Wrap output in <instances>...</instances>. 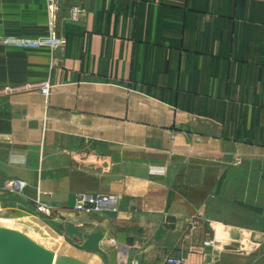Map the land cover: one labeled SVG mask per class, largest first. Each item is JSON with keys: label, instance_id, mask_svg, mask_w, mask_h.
<instances>
[{"label": "crops", "instance_id": "crops-1", "mask_svg": "<svg viewBox=\"0 0 264 264\" xmlns=\"http://www.w3.org/2000/svg\"><path fill=\"white\" fill-rule=\"evenodd\" d=\"M62 7L55 68L49 48L0 46V184L42 176L64 208L75 186L120 196L93 216L111 264H264V0ZM48 34L46 0H0V37Z\"/></svg>", "mask_w": 264, "mask_h": 264}, {"label": "rangeland", "instance_id": "rangeland-1", "mask_svg": "<svg viewBox=\"0 0 264 264\" xmlns=\"http://www.w3.org/2000/svg\"><path fill=\"white\" fill-rule=\"evenodd\" d=\"M24 90L27 89L4 94ZM85 158H91L90 162L96 164L90 166L96 173L85 172L89 176L111 170V164L99 166L93 157ZM30 180L32 182L15 177L0 184V197L18 196L37 209V212H32L18 204H0V264H111L109 251L119 245L116 240L106 238L98 222L94 225L93 216L118 213L120 196L100 191H82L75 186L74 204L71 208H64L49 204L51 200L46 199L50 196L44 193L42 176L36 181L34 178ZM71 180L76 182L74 176ZM86 194L107 199V207L101 210L98 204L86 203L79 208L77 201ZM111 200L114 203L118 200V203L112 207L109 205Z\"/></svg>", "mask_w": 264, "mask_h": 264}, {"label": "built area", "instance_id": "built-area-1", "mask_svg": "<svg viewBox=\"0 0 264 264\" xmlns=\"http://www.w3.org/2000/svg\"><path fill=\"white\" fill-rule=\"evenodd\" d=\"M63 0H46V7L48 13V28L49 34L45 37L38 38H17V37H0V46H19V47H45L49 48L52 52V67L55 68L57 65V59L55 58L57 53H64L68 46V40L63 35L60 24L62 22L61 11H62ZM87 13V10L82 5H73L68 10V16L65 20L71 22H82ZM23 89V88H22ZM24 89L33 90L37 89L42 95L48 97L51 94V81L47 80L41 84L32 86L28 85ZM20 90L19 88L8 89L6 92H13ZM16 185V184H14ZM107 199H101L100 197L92 194L84 195L80 200L77 201V206L82 208L86 203L98 204L102 210L107 207ZM118 203V200L114 203L112 200L109 205L114 206ZM113 207V206H112ZM210 241L206 242V245H210ZM166 264H184L183 259L176 257H168Z\"/></svg>", "mask_w": 264, "mask_h": 264}, {"label": "water", "instance_id": "water-1", "mask_svg": "<svg viewBox=\"0 0 264 264\" xmlns=\"http://www.w3.org/2000/svg\"><path fill=\"white\" fill-rule=\"evenodd\" d=\"M18 204L20 206H23L27 209H29L32 212H37V209L34 207V205H32L30 202H28L27 200L18 197V196H7V197H0V204L1 205H5V204ZM80 264V263H77Z\"/></svg>", "mask_w": 264, "mask_h": 264}]
</instances>
